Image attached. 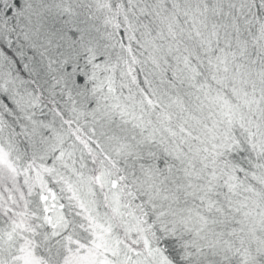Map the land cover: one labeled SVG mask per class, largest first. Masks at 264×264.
<instances>
[{"label": "snow or ice", "instance_id": "1", "mask_svg": "<svg viewBox=\"0 0 264 264\" xmlns=\"http://www.w3.org/2000/svg\"><path fill=\"white\" fill-rule=\"evenodd\" d=\"M0 264H264V0H0Z\"/></svg>", "mask_w": 264, "mask_h": 264}]
</instances>
